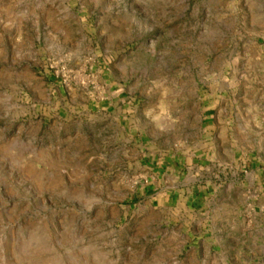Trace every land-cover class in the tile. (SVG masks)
<instances>
[{"label": "rangeland", "instance_id": "rangeland-1", "mask_svg": "<svg viewBox=\"0 0 264 264\" xmlns=\"http://www.w3.org/2000/svg\"><path fill=\"white\" fill-rule=\"evenodd\" d=\"M175 152L215 153L206 199L141 196ZM234 156L264 168V0H0V264H264Z\"/></svg>", "mask_w": 264, "mask_h": 264}, {"label": "crops", "instance_id": "crops-1", "mask_svg": "<svg viewBox=\"0 0 264 264\" xmlns=\"http://www.w3.org/2000/svg\"><path fill=\"white\" fill-rule=\"evenodd\" d=\"M211 124H215L212 116L201 118L202 127H212ZM220 151L221 148L219 147L216 156H220ZM148 158L149 157H147V159ZM216 158L214 152H212L211 155L210 152H201L200 154L194 153L193 155L175 152L162 158H158L154 155L153 162L149 167L152 172L151 179H153V182L142 190L141 196L144 198H152L154 201L162 200L163 205L166 201L176 196L174 195L175 190L182 191L183 195H186L189 199H206L208 191L200 189L194 195L193 190L190 189L192 182L189 180L186 181V179L201 180L209 184L210 179H213V177H209L208 174L211 167H214L213 161ZM233 158V179H235V184L238 185L239 190L245 187V183H247V181H241V179H264V168H262V163H260V161H256V159H237L235 156ZM220 159H222L221 156ZM181 179H183V181ZM171 180H174V186L165 185V182Z\"/></svg>", "mask_w": 264, "mask_h": 264}]
</instances>
